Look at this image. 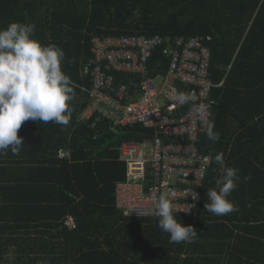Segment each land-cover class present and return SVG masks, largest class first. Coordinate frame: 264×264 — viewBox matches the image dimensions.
<instances>
[{"label": "trees", "instance_id": "1", "mask_svg": "<svg viewBox=\"0 0 264 264\" xmlns=\"http://www.w3.org/2000/svg\"><path fill=\"white\" fill-rule=\"evenodd\" d=\"M11 22L34 24L33 39L63 50L74 94L68 125L25 121L18 153L0 154V264H264V0H0V29ZM132 36L163 43L144 75L102 65L113 90L163 83L177 39L211 38V121L220 139L204 134L197 143L213 159L199 214L175 217L197 232L191 242L170 243L157 216L130 217L117 207V185L127 180L120 147L152 140L154 131L99 114L80 118L93 87L95 64L85 73L93 39ZM218 153L240 176L228 197L234 210L222 216L204 207ZM9 249L12 258L4 257Z\"/></svg>", "mask_w": 264, "mask_h": 264}, {"label": "built area", "instance_id": "2", "mask_svg": "<svg viewBox=\"0 0 264 264\" xmlns=\"http://www.w3.org/2000/svg\"><path fill=\"white\" fill-rule=\"evenodd\" d=\"M210 41V37L177 39L163 83L147 79L140 83L139 90L127 86L113 90V79L102 65L119 73L144 75L153 51L163 40L136 36L93 39L95 59L85 68L87 74L95 64L93 87L90 107L81 120L99 114L119 127L140 125L154 131L152 140L125 142L120 147V159L127 164V180L117 185L116 201L126 216L156 217L152 211L154 197L162 193L180 205L177 216L199 214L201 190L213 162L212 155L197 146L207 133L216 104L212 99L216 87L210 73L212 53L206 45ZM178 92L185 93L189 103L177 104L172 97ZM201 106L203 115L199 114ZM190 189L198 194L195 202ZM193 203L185 213L187 205ZM67 225L74 227L73 218Z\"/></svg>", "mask_w": 264, "mask_h": 264}, {"label": "clouds", "instance_id": "3", "mask_svg": "<svg viewBox=\"0 0 264 264\" xmlns=\"http://www.w3.org/2000/svg\"><path fill=\"white\" fill-rule=\"evenodd\" d=\"M34 24L11 22L0 29V154L11 150L17 154L24 145L18 137L22 123L28 120L61 126L69 123L68 102L73 88L70 78L62 71L63 50L54 44L42 45L33 39ZM172 99L179 105L189 103V97L178 92ZM203 115L202 106L199 112ZM214 124L207 122V138L220 139L214 132ZM219 165L216 188L207 189L205 210L217 215H226L234 210L228 199L240 182L238 169L226 165L223 153L214 157ZM250 179L245 176L244 181ZM192 192L195 202L197 193ZM187 205V212L190 207ZM137 211V210H136ZM153 214L158 217V227L168 234L170 243L191 242L197 236L194 228L183 226L175 217L181 212L180 205L173 204L165 195L154 197Z\"/></svg>", "mask_w": 264, "mask_h": 264}, {"label": "crops", "instance_id": "4", "mask_svg": "<svg viewBox=\"0 0 264 264\" xmlns=\"http://www.w3.org/2000/svg\"><path fill=\"white\" fill-rule=\"evenodd\" d=\"M219 86H222V84H220ZM218 86V87H219ZM89 107H90V105H89ZM88 107V108H89ZM88 108L85 110V112L84 113H82L81 114V116H80V118L82 119V117H83V115L86 113V111L88 110ZM226 143V142H225ZM227 144V143H226ZM59 156L60 157H65V158H69V152L68 151H64V150H62V152H60V154H59ZM0 194H3V192H0ZM0 209H1V207H0ZM11 220V222H10V224H11V226H12V213H11V215H10V217L7 219V221H10ZM0 223H1V221H0ZM0 255H1V253H0ZM4 257H8V258H12V249H9V252L7 253V254H4Z\"/></svg>", "mask_w": 264, "mask_h": 264}]
</instances>
